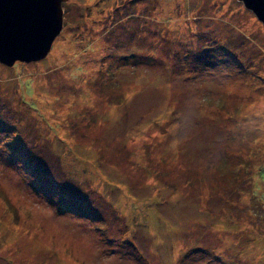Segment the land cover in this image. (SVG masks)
Returning <instances> with one entry per match:
<instances>
[{"label":"rangeland","instance_id":"obj_1","mask_svg":"<svg viewBox=\"0 0 264 264\" xmlns=\"http://www.w3.org/2000/svg\"><path fill=\"white\" fill-rule=\"evenodd\" d=\"M0 62V264H264V24L238 0H63Z\"/></svg>","mask_w":264,"mask_h":264},{"label":"water","instance_id":"obj_2","mask_svg":"<svg viewBox=\"0 0 264 264\" xmlns=\"http://www.w3.org/2000/svg\"><path fill=\"white\" fill-rule=\"evenodd\" d=\"M264 24V0H238ZM63 0H0V62L13 66L48 56L63 28Z\"/></svg>","mask_w":264,"mask_h":264}]
</instances>
